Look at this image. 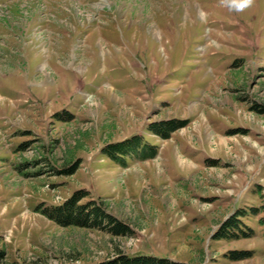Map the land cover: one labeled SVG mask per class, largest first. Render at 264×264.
<instances>
[{
	"label": "rangeland",
	"instance_id": "374dc122",
	"mask_svg": "<svg viewBox=\"0 0 264 264\" xmlns=\"http://www.w3.org/2000/svg\"><path fill=\"white\" fill-rule=\"evenodd\" d=\"M133 136L154 156L105 154ZM78 190L127 234L35 211ZM234 215L253 236L213 239ZM262 217L264 0H0V264H264Z\"/></svg>",
	"mask_w": 264,
	"mask_h": 264
},
{
	"label": "trees",
	"instance_id": "16d2710c",
	"mask_svg": "<svg viewBox=\"0 0 264 264\" xmlns=\"http://www.w3.org/2000/svg\"><path fill=\"white\" fill-rule=\"evenodd\" d=\"M186 125L185 121H168L163 123H153L150 131L163 138L168 139L173 131L183 128ZM148 146V145H147ZM145 150L144 158L153 157L155 151L152 148H147L146 144H141L138 136H133L125 142H120L109 146L105 150V154L122 165H125V158L129 157L133 151L138 148ZM149 154V155H148ZM130 158V157H129ZM77 164L74 163L70 170H65L64 173L72 174L76 170ZM63 173V171H61ZM89 192L78 190L68 197L63 203L53 207L38 206L35 208L37 213H40L45 218L61 227H79L87 229H103L107 228L113 235H126L128 228L120 221L114 219L106 213L105 208L99 201L87 200ZM251 214L257 215L258 208H251ZM238 215L241 218L247 214L244 211H239ZM238 215L231 216L225 220L215 231L212 238L216 240H231L240 238H250L253 236V230L246 226L244 222L239 220ZM260 226L263 227L262 237L264 240V217L259 219ZM247 229V231H246ZM231 261L246 260L252 257L251 251H229L224 254ZM71 264V263H67ZM94 264H182L170 259L156 258L153 256H132L129 254L119 253L116 256Z\"/></svg>",
	"mask_w": 264,
	"mask_h": 264
},
{
	"label": "clouds",
	"instance_id": "9594fccd",
	"mask_svg": "<svg viewBox=\"0 0 264 264\" xmlns=\"http://www.w3.org/2000/svg\"><path fill=\"white\" fill-rule=\"evenodd\" d=\"M230 11L242 12L250 7L254 0H221Z\"/></svg>",
	"mask_w": 264,
	"mask_h": 264
},
{
	"label": "crops",
	"instance_id": "0c3cea01",
	"mask_svg": "<svg viewBox=\"0 0 264 264\" xmlns=\"http://www.w3.org/2000/svg\"><path fill=\"white\" fill-rule=\"evenodd\" d=\"M38 214V213H37ZM41 215V214H40Z\"/></svg>",
	"mask_w": 264,
	"mask_h": 264
},
{
	"label": "bare ground",
	"instance_id": "6f19581e",
	"mask_svg": "<svg viewBox=\"0 0 264 264\" xmlns=\"http://www.w3.org/2000/svg\"><path fill=\"white\" fill-rule=\"evenodd\" d=\"M183 163V162H182Z\"/></svg>",
	"mask_w": 264,
	"mask_h": 264
}]
</instances>
